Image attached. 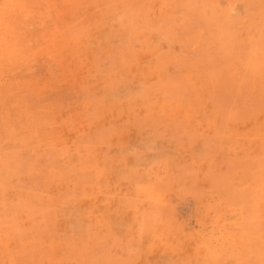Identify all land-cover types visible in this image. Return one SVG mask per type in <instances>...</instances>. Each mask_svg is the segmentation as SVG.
<instances>
[{"label": "rangeland", "instance_id": "rangeland-1", "mask_svg": "<svg viewBox=\"0 0 264 264\" xmlns=\"http://www.w3.org/2000/svg\"><path fill=\"white\" fill-rule=\"evenodd\" d=\"M262 3L0 0V264H117L143 209L162 253L264 264Z\"/></svg>", "mask_w": 264, "mask_h": 264}, {"label": "crops", "instance_id": "crops-1", "mask_svg": "<svg viewBox=\"0 0 264 264\" xmlns=\"http://www.w3.org/2000/svg\"><path fill=\"white\" fill-rule=\"evenodd\" d=\"M254 1L264 2V0H254ZM262 5L264 6V3H262ZM257 6H260V5H257ZM151 7H149L148 10H150ZM150 135L160 136L161 133L160 132L158 133L154 130L151 133H144V131H140V137H142V139L144 136H150ZM172 135H173V130L168 132V136H172ZM140 150H143V149L140 148ZM149 164L150 163H145V162L140 163V169H142V171H140V177H137L136 180L132 181L134 183L132 185H133V191L138 185H140V193L136 191L137 196H138L136 197L138 199L136 202L139 203L140 201V208L144 207L145 205H148V207L153 208L154 210L155 208H160L163 205L166 206L167 201H169L168 199H165V198H169V193L166 192V190H162L158 188L157 185H159L160 183L164 185L168 183H174L176 180L175 179L172 180L171 178H169L168 181L162 182L160 181V179L155 178V176L152 177V176L145 175V171L149 169L151 166ZM152 166H153L152 168L156 169L154 167L155 165H152ZM208 182H211V181L209 180ZM150 188H151V191H149ZM42 193L44 194L46 193L47 195H49V192H42ZM161 194H164L163 199L166 201V203H164L163 202L164 200L161 199ZM147 200L151 201V203L146 202ZM168 205L170 206V203H168ZM52 216H56L57 220L55 221V223L49 222V224H45L46 230H49V227L51 229H56L55 227H59V225L57 224L59 223V220L67 221L64 214L56 213ZM145 216L147 215L144 209L140 210V214L138 216V223L132 225L131 227L124 225V230L126 229L131 230L133 233L132 235H129L132 237H126V238L124 237V239H122V242L126 243V245H124V247H126V251H124L122 253L123 256H121V258L117 260V262H119L117 264H194V263L195 264H223L222 259L219 257H217L216 259H213L209 256H204V257H200L199 259L200 262H195L192 256V253H184V255H181L179 252L175 250L169 251L168 254L162 253L163 251L161 250V245L156 241H152V242L150 241L152 238H154L153 237L155 236L154 233L162 230L163 227L160 225L161 223H158L157 221H155L153 224L146 222ZM68 224L69 225L72 224L70 223V220ZM73 224L70 226L74 229V231H82L85 229L91 230L90 227H88L85 222H82V223L73 222ZM56 230L58 232L60 229L57 228ZM146 232L152 233V235L149 234L150 237L147 240L145 238ZM58 237L59 239H61V235H59ZM92 246H99V245L93 244L91 242L90 247Z\"/></svg>", "mask_w": 264, "mask_h": 264}]
</instances>
